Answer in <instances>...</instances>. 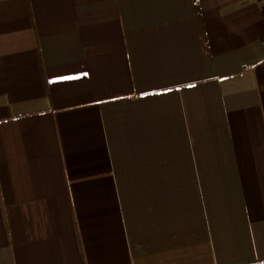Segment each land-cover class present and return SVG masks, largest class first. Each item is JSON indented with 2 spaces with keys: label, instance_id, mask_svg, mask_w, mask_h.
Returning a JSON list of instances; mask_svg holds the SVG:
<instances>
[{
  "label": "crops",
  "instance_id": "1",
  "mask_svg": "<svg viewBox=\"0 0 264 264\" xmlns=\"http://www.w3.org/2000/svg\"><path fill=\"white\" fill-rule=\"evenodd\" d=\"M0 264H264L263 0H0Z\"/></svg>",
  "mask_w": 264,
  "mask_h": 264
},
{
  "label": "built area",
  "instance_id": "2",
  "mask_svg": "<svg viewBox=\"0 0 264 264\" xmlns=\"http://www.w3.org/2000/svg\"><path fill=\"white\" fill-rule=\"evenodd\" d=\"M263 7H264V0H263Z\"/></svg>",
  "mask_w": 264,
  "mask_h": 264
}]
</instances>
